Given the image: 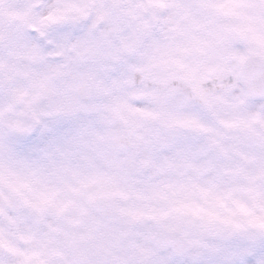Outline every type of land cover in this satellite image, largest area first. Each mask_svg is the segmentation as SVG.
<instances>
[{
	"label": "snow or ice",
	"instance_id": "snow-or-ice-1",
	"mask_svg": "<svg viewBox=\"0 0 264 264\" xmlns=\"http://www.w3.org/2000/svg\"><path fill=\"white\" fill-rule=\"evenodd\" d=\"M0 264H264V0H0Z\"/></svg>",
	"mask_w": 264,
	"mask_h": 264
}]
</instances>
